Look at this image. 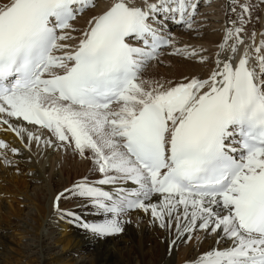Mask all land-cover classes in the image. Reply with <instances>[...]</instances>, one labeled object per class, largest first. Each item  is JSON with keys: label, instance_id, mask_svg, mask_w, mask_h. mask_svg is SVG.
<instances>
[{"label": "snow or ice", "instance_id": "obj_1", "mask_svg": "<svg viewBox=\"0 0 264 264\" xmlns=\"http://www.w3.org/2000/svg\"><path fill=\"white\" fill-rule=\"evenodd\" d=\"M236 3L239 24L225 30L215 68L176 82L143 74L165 47L209 59L176 47L166 31L169 22L190 29L197 0H112L84 28L73 22L97 0L0 5V125L29 150L42 137L27 125L39 126L55 137L46 146L91 160L98 174L56 195L62 218L104 238L122 233L139 210L150 225L175 231L172 248L198 244L197 232L227 244L190 264H264V40L256 45L253 32L245 45L252 6ZM0 149L20 151L3 140ZM0 157L12 163L6 151ZM72 196L102 219L61 210V199Z\"/></svg>", "mask_w": 264, "mask_h": 264}, {"label": "bare ground", "instance_id": "obj_2", "mask_svg": "<svg viewBox=\"0 0 264 264\" xmlns=\"http://www.w3.org/2000/svg\"><path fill=\"white\" fill-rule=\"evenodd\" d=\"M7 2L8 0H0V5ZM111 2L112 0H97L98 7L80 15L73 22L74 25L77 28H84L93 14L102 11L103 7ZM240 2L248 3L252 6L251 16H245V19H250V22L244 25L245 32L241 34L245 45L253 43L249 39L253 32L256 33L255 44L259 45L264 40V35H262L264 34V2L262 0H240ZM206 4L219 9H215L211 13L209 9H206L201 16L207 17L200 16L201 21L195 23L196 25L194 24L190 29H172L174 31L172 38L176 47L183 48L188 46L191 49H196L200 56H205L209 59L201 63L198 57L187 58L184 55H167L166 50L160 56L159 61L153 60L149 63L150 65L147 66V70L143 74L145 79H155L162 82L173 80V82H176L182 81L184 77H208L215 68L213 61L216 54L220 51L219 45L224 42L225 30L233 27L231 21H237V24H239L237 17L242 10L236 0H207ZM233 7L236 8L235 12L231 10ZM209 14L210 16H208ZM193 28L195 29L193 30ZM229 44H231V41H229ZM170 50L173 49L171 48ZM243 51L244 45H241L236 58L240 57ZM221 58L223 59L224 57L222 56ZM11 122L16 124L15 120ZM7 128V125H0V139L2 138L10 148L16 146L20 151L18 155L3 149H0V152L6 151L7 157L12 158L14 160L12 163L14 164L20 163L17 162V158L21 159L19 161L25 160L32 163L33 172L37 175L29 176V179L38 180L42 183L40 187L45 193V198L43 200L35 199L34 196L29 195L27 192L29 184L22 177V170L13 169L10 164H3L4 159L0 157V195L3 197L0 198L1 225L4 223L6 226H11L13 224L11 218L17 217L20 213L17 208L27 203L28 207H31L33 211L31 221L33 220L32 222H34V225H29L31 229L29 231L25 227V229L20 231L18 229L20 227H17L16 224L12 228L9 227L13 229L12 233L13 231L15 233V235L11 234L12 238L19 237L17 241H11V236L5 239L7 235L4 238L0 237V264H18L17 259L21 257L18 242L28 232H31L30 237L36 241L34 249H37V251L35 253L43 257V260L47 258L44 255L51 257V260L48 259L49 261L43 264H190L200 253L214 247L227 246L224 242L217 245L216 238L212 235L197 232L196 235L200 236L198 244L190 241L188 247L183 248L185 243L179 242L175 248H172L170 241L175 236V231L168 232L158 226L150 225V216L143 211L136 210L130 212L125 218L130 222L123 224L124 231L122 233L104 238H97L96 236L91 238V235H87L85 230H81V227L76 226L72 222L73 226L68 223L61 224L59 227L60 236L53 242V247L55 245L57 248L60 247V255L54 256L51 252L47 253V244L43 242L41 229L46 221H52L51 218L56 212L54 207L55 197L58 193L70 187L69 183L72 178H82L90 175L91 160H84L79 155L73 154L71 150L66 151L62 147L55 145L46 146L43 141L45 139L55 141V137L33 127L28 128L36 131L42 139L40 144L33 141L31 150H29L24 147L15 132L6 130ZM3 132L5 134H1ZM24 142L27 143L26 136ZM20 152H23V154ZM5 184H7L6 187H4ZM19 198H22L23 201H19ZM64 199H61L59 204L64 202ZM7 202L8 204H6ZM68 206H73V203L70 201ZM82 209H87V207L73 209L72 212L89 222L102 219V217L90 212L82 216L78 213ZM65 217L62 218L60 216L58 221L70 220L67 216ZM50 248L52 249V247ZM43 250L46 251L43 253ZM32 252L34 253V250Z\"/></svg>", "mask_w": 264, "mask_h": 264}, {"label": "rangeland", "instance_id": "obj_3", "mask_svg": "<svg viewBox=\"0 0 264 264\" xmlns=\"http://www.w3.org/2000/svg\"><path fill=\"white\" fill-rule=\"evenodd\" d=\"M205 8H207V9H209L210 11V13H211V11H213V10H215V9H219V8H216L215 6H204ZM208 16H210V14L208 15ZM201 17H207V16H201ZM196 25V24H195ZM197 29H198V27H197ZM152 64V63H151ZM150 65V64H149ZM147 70V68L145 69V71ZM171 81H173V80H171ZM1 134H5L4 132L3 133H1ZM0 140H2V138L0 139ZM15 148H16V146H14ZM21 154H23V152H20ZM16 155H18V154H16ZM8 158V157H7ZM9 160H11L12 162H14V160L12 159V158H8ZM17 160V162H20L19 164H14V163H11L10 165H12L11 167L14 169V168H16V169H18V170H22V177L25 179V182L26 183H28L29 185H28V188H27V192L29 193V195H31V196H34L35 197V199L36 198H39V199H41V200H43L44 198H45V193L43 192V189L41 190V187H40V185L42 184V183H40V181H36V180H30L29 179V176H33V175H37L36 173H34L33 172V168H32V163L30 162V161H19V160H21L20 158H17L16 159ZM3 164H6V163H4V161L2 162ZM91 163V165H90V168L92 169V161L90 162ZM16 166V167H15ZM19 166V167H18ZM22 166V167H21ZM90 178L91 179H94V178H97L98 177V174H95V175H93L91 172H90ZM73 179V178H72ZM70 180V183H69V185H70V187H71V185H73L75 182H77V180L78 179H80V177H78V178H74L73 180ZM38 182V183H37ZM6 183H7V180H6ZM8 184V183H7ZM7 184H5V186L4 187H6L7 186ZM42 193V194H41ZM0 198H3L1 195H0ZM19 201H23V199L22 198H19ZM64 202H61L60 204H59V208L61 209V210H70V211H73V209L75 210V209H80V208H83V207H78V206H76V205H79L80 203H82L79 199H77V198H73V199H69V198H65L64 200H63ZM71 201V203H73V206H68V203ZM66 202V203H65ZM6 204H8V202L6 203ZM77 207V208H76ZM17 209H19L20 210V213L18 214V216L17 217H12L11 218V222L13 223L11 226H6V225H4V223H3V225H1V223H0V235H2V236H0V237H5L6 235V237H5V239H7L8 238V236H11V238H12V235H15V233H14V231H13V233H12V230L13 229H10L9 227H11L12 228V226H14L15 224H16V226L17 227H20V228H18L20 231L22 230V229H25V228H28V231L29 230H31L30 229V224H33L34 225V222H32L31 221V219H32V216H33V211L31 210V207H28V203L25 205V204H22V205H20V207H18ZM55 211L56 212H54V215L52 216V218H51V220L52 221H46L45 223H44V226H43V228L41 229V236H42V238H43V242L45 243V244H47V246H46V250H48L47 251V253H50L51 252V254H54V256H56L57 254L58 255H60V247L59 248H57L56 247V245L53 247V242L56 240V239H58L59 238V227H60V225L61 224H69V225H71V226H73V224H71V222H70V220H71V217H68V219H70V220H66V221H58V219H59V217L61 216L58 212H57V210L55 209ZM80 213V212H79ZM82 213V212H81ZM92 214V213H91ZM65 219H66V217H65ZM51 223V224H50ZM20 224V225H19ZM30 225V226H29ZM33 225H32V227H33ZM46 225V226H45ZM77 225V224H76ZM5 226V227H4ZM75 226V225H74ZM25 227V228H24ZM6 228V229H5ZM11 230V231H10ZM87 235L89 234V235H91V238H93L94 237V235H92L91 233H88V232H85ZM5 234V235H4ZM12 234V235H11ZM31 236V232H28L26 235H23L22 236V239H20V242H18V245H19V248H20V256L21 257H19L18 259H17V261H18V264H43L44 262H48L49 260H51V257L49 258V256H45L44 255V257H47V258H44V259H46V260H43V257H40L39 255H37L35 252L37 251V249H34L35 248V240H34V238H32V237H30ZM18 236L17 237H14V238H12V239H10L11 241H17L18 240ZM4 239V240H5ZM32 240V241H31ZM44 240H46V241H44ZM189 242L190 241H188V242H186L184 245H183V248L184 247H188V245H189ZM184 243V242H183ZM182 243V244H183ZM50 247H52V249L50 248ZM50 248V249H49ZM32 250H34V253L32 252ZM46 250H43V253L46 251ZM49 259V260H48ZM10 260V259H9ZM80 260V259H79ZM78 260V261H79Z\"/></svg>", "mask_w": 264, "mask_h": 264}]
</instances>
